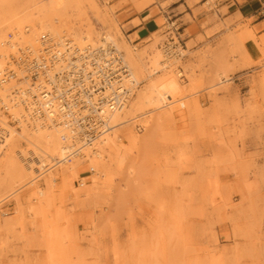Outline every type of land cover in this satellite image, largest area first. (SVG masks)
<instances>
[{"label": "rangeland", "instance_id": "374dc122", "mask_svg": "<svg viewBox=\"0 0 264 264\" xmlns=\"http://www.w3.org/2000/svg\"><path fill=\"white\" fill-rule=\"evenodd\" d=\"M154 3L0 0V42L24 26L28 39L47 31L78 46L107 35L140 82L123 114L131 119L98 147L101 157L88 151L53 166L29 151L28 141L40 146L46 134L8 138L0 156L12 164L0 175V264H264V34L217 21L206 36L225 34L212 46L191 52L193 42L183 44L189 28L179 56L167 58L164 16L138 44L127 36ZM168 3L159 4L164 14ZM213 7L208 0L201 10ZM150 80L172 102L146 103ZM36 158L48 165L38 176Z\"/></svg>", "mask_w": 264, "mask_h": 264}, {"label": "built area", "instance_id": "2783aa9c", "mask_svg": "<svg viewBox=\"0 0 264 264\" xmlns=\"http://www.w3.org/2000/svg\"><path fill=\"white\" fill-rule=\"evenodd\" d=\"M164 24L163 54L178 56L180 29L170 18ZM23 30L28 33L27 26ZM4 43L8 53L0 66V85L14 84L9 87L14 95L10 101L28 114L31 124L46 120L62 125L67 160L83 157L109 132L108 115L122 110L137 88L123 52L111 42L78 47L67 38L43 32L35 46L11 33ZM8 106L0 98V110L7 115ZM2 137L0 133V141Z\"/></svg>", "mask_w": 264, "mask_h": 264}, {"label": "crops", "instance_id": "0c3cea01", "mask_svg": "<svg viewBox=\"0 0 264 264\" xmlns=\"http://www.w3.org/2000/svg\"><path fill=\"white\" fill-rule=\"evenodd\" d=\"M156 1L157 4L154 3L136 16L139 23L131 27L127 33V36L133 34L137 36L134 44H138L158 31L156 19L160 16L175 21L179 26L181 35L190 28L189 34L183 39V44L192 41L191 52H196L208 44L212 46L221 35L225 34L224 30H220L206 36L207 31H212L217 21L221 23L225 20L231 22V29L240 26L255 38L264 34V0H213L214 7L209 11L201 10V6L208 0ZM168 1L169 3L166 5L168 14H164L159 4ZM214 17L216 19L212 20ZM199 35L204 38L203 41H198ZM244 47L250 58L255 60L257 56L253 41L251 39L245 40ZM193 60L196 61V58H193Z\"/></svg>", "mask_w": 264, "mask_h": 264}, {"label": "bare ground", "instance_id": "6f19581e", "mask_svg": "<svg viewBox=\"0 0 264 264\" xmlns=\"http://www.w3.org/2000/svg\"><path fill=\"white\" fill-rule=\"evenodd\" d=\"M166 19L167 18H165V20ZM31 26H35V24L32 23ZM23 28L19 32L16 31V30H14L12 33L11 32L10 33L12 35H14V37L16 35L18 37H20V39H21V41L23 43H27V44H30V45L35 46L36 43H37L38 36L41 33H43V32H40L33 39H28L27 36L29 34V27H28V33H25L24 30H23ZM44 32H47V31H44ZM48 33L51 34L50 32H48ZM51 35H53V34H51ZM53 36H56L57 38H67L68 40L72 41L76 46H78L72 39H70L67 36H57V35H53ZM87 37L88 36L86 35L84 38H87ZM102 38L106 42L113 43V45L117 49H119L114 44V42H113V40L111 39L110 36L104 35ZM5 41H6V37L3 39L2 42H0V66H2V64L4 63L5 56L8 53V48H7V46L4 43ZM83 46H85V45H83ZM83 46H78V47H83ZM119 50H121V49H119ZM123 54H124V52H123ZM176 56L177 55H174L173 54L169 58L176 57ZM124 58L126 60L125 54H124ZM163 61L165 62L166 60L164 59L161 62H163ZM126 62H127V60H126ZM140 67H141L140 65L137 67V70L139 72L141 70ZM130 70H131L132 78H133L135 84H137L136 87L138 88V86L140 85V82H138L137 79L135 78V76H134V74L132 72L131 67H130ZM157 72H158V70H153L152 74H155ZM12 85H14V84L13 83L12 84L11 83H9V84L5 83V84H1L0 85V98L4 102H8L9 103V106H8L9 115L4 114L0 110V133H2V136H3L2 139H1V141H0V156H1L2 152L5 150V146H6V142H7L8 138L11 137V135H14V134H16L18 132H21L22 130H25L27 133H42V134H46V137L47 138H50V139L45 140L40 146H37V142H35V141H28V142L32 146L31 150H29L31 155H33V154L35 155L36 152H40V153H38L39 156L40 157H43V160H45V161H51L52 162L51 165H53V166H57V165H67V164L73 162L76 159L84 158L87 155V152L88 151H92L94 153V156L95 157H101L100 156V153H96L98 151V147H101V146H105L106 145L108 138L111 137L112 132L114 131L115 128H117L118 125H121L124 122H127L129 119H131L129 117L125 118V116L123 117V114L124 115H127L126 112H125L126 110H128L127 109V104L130 101V99L132 98V96H133V94H134L135 91L133 92L131 98L128 100V102L124 106V108H122V110L112 112V113H110L108 115L109 124L112 127L109 130V132L105 136H103L101 139H99L98 141H96L93 144L92 147L88 148L84 152V156L83 157L82 156H80V157H73L70 160H67L65 158L66 155H65L64 148H63V143H62L61 138H60L61 131H62V125H60L58 123H55V124L54 123H50L49 121H46V120H43V121L42 120H38V121H36V123L31 124V122L27 118L28 117V114L27 113H24V111L22 110L21 107H18V108L17 107H13V105H12V103L10 101V100H13V97H14V95L11 94L10 91H9V87H11ZM159 86L160 85H157V83H155V81L150 80L149 84L144 88V90L142 92V95H141L142 96V99H144V101L146 103L153 104L155 108L159 107V102H161V100H163V99H167L169 102H172V95L169 93V91L168 90H165L164 92H160L159 91V88H158ZM10 115L13 117L12 119L10 118ZM13 119H16V120L18 119L17 120L18 122L17 123H14V124L11 123V121H13ZM51 137H53L55 139L56 143H57L56 149H53L52 148L53 147V140L51 139ZM111 143L113 145H115L113 142H111ZM112 144H110V145H112ZM102 148L104 149V147H102ZM56 153H57V155L55 157V154ZM20 157H21V155H20ZM43 160L37 159L36 162H34L36 164H38V163L40 164V165H38L40 168H35L34 169V170H36V171H34V173L37 176L40 175L42 172H44L46 170V168H47L46 166H48V165L45 164V162ZM67 162H69V163H67ZM44 165H46V166H44ZM68 168L69 169H72L71 167H68ZM11 170H12V164L11 163H0V175H2V176L8 175L11 172ZM69 176H71V175H69Z\"/></svg>", "mask_w": 264, "mask_h": 264}]
</instances>
